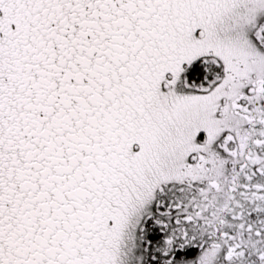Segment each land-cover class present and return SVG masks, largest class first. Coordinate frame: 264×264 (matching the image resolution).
Listing matches in <instances>:
<instances>
[{
	"label": "snow or ice",
	"instance_id": "6c2138e0",
	"mask_svg": "<svg viewBox=\"0 0 264 264\" xmlns=\"http://www.w3.org/2000/svg\"><path fill=\"white\" fill-rule=\"evenodd\" d=\"M0 264H264V0H0Z\"/></svg>",
	"mask_w": 264,
	"mask_h": 264
}]
</instances>
